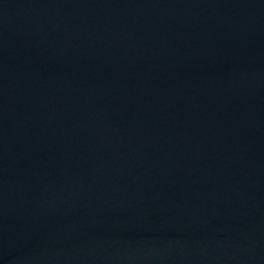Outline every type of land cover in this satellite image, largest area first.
Returning <instances> with one entry per match:
<instances>
[{"label":"water","instance_id":"water-1","mask_svg":"<svg viewBox=\"0 0 264 264\" xmlns=\"http://www.w3.org/2000/svg\"><path fill=\"white\" fill-rule=\"evenodd\" d=\"M0 264H264V0H0Z\"/></svg>","mask_w":264,"mask_h":264}]
</instances>
